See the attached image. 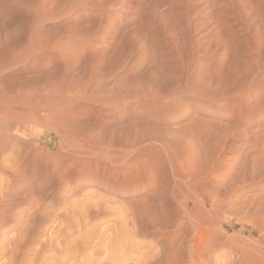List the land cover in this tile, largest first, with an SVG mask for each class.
<instances>
[{"label":"bare ground","instance_id":"6f19581e","mask_svg":"<svg viewBox=\"0 0 264 264\" xmlns=\"http://www.w3.org/2000/svg\"><path fill=\"white\" fill-rule=\"evenodd\" d=\"M35 123L73 147L53 163L88 222L125 208L130 238L103 235L132 264H264V0H0V203L32 183ZM232 219L258 238L232 245Z\"/></svg>","mask_w":264,"mask_h":264},{"label":"rangeland","instance_id":"374dc122","mask_svg":"<svg viewBox=\"0 0 264 264\" xmlns=\"http://www.w3.org/2000/svg\"><path fill=\"white\" fill-rule=\"evenodd\" d=\"M7 28H8V26H5V28L2 30V31H4L3 33H5L7 31ZM109 84L110 83L106 84V86H107L106 88H109L110 86L113 85V84L112 85L111 84L109 85ZM18 85H19V88H22L23 87L22 85H25V83L24 84L18 83ZM18 85H17V83H15V87L18 88ZM20 85H21V87H20ZM108 85H109V87H108ZM15 90H16V88H15ZM37 124L38 123H35L34 125L32 124V126L29 127L30 128L29 131H27V133L23 136L24 140L26 141V143H28V146L30 147V148L28 147L30 151L28 150L29 152L27 154V156L29 155L27 157V159L28 158H30V159H28V163H27V166L25 167V170H26V173L29 177H31L30 176L31 171L34 173L33 174L34 177L30 178V179H32L31 180L32 183L31 184H27L24 182L21 184L18 183L15 191H13L9 195V197L6 198L8 200H6V202L1 201L2 203H0V264H130V263L132 264V262H133L132 256H129L127 254V253H129V251L127 250L128 248L127 249L125 247L121 248V246H120L121 245L120 241H122V242L124 241L125 243L127 241V240H125L126 239V237L124 235L125 232L127 233V234L125 233L127 235V237L130 238V233H128V232H131V230H132L131 227L133 226L130 222H129V224L127 222H125L126 221L125 218H122V217H126L125 212H124L123 216H121L123 211H125V208H123L124 210L121 211L123 206H121V204L115 202L114 205L117 204L118 206L116 205V209L112 208V211H113L112 214L107 216V218L112 217V219L115 217V219H113L115 221H113L111 218L110 219L108 218L109 221H107V218L105 217V218L98 219L99 222L97 220H93V221L88 222L86 217H84L87 215L85 213H83V210H81V208H82L81 206H82V203H84L85 198L82 197V195H75V197H74V195L72 194V190H70L73 185L71 183H69L67 175L66 176H64V174L61 175V173H59L57 170L58 164L60 166L63 165V160H62L63 154H65L69 148H73V147H71V145L67 141L66 137H61L60 134L56 133L57 132L55 130L56 127L53 128L54 125L51 126L50 124H43V123L42 124L40 123L38 125ZM43 125H44V127H43ZM38 126H41V127H38ZM45 126H47V127H45ZM53 130L55 131V133ZM40 135H42V136H40ZM63 142H64L65 146H66L65 143L68 142L66 147L63 145ZM60 143H61V145H60ZM61 146H63V147H61ZM64 147L67 150L66 149L64 150ZM35 150H36V152H34ZM14 153H15L14 156H16V153L19 154L17 148L14 150ZM35 153H37V155L39 154V157L43 158L44 160L41 159V161H40V159L38 158V156ZM35 155H36V157H35ZM46 157H47V159H46ZM36 158H38V159H36ZM37 160H39L40 162ZM32 161H33L35 166L37 164L38 165L40 164V165L39 166L37 165L38 167L37 166L34 167ZM36 161H37V163H36ZM55 161L56 162L58 161L57 164L53 163ZM44 162H46V163H44ZM47 162H49V163H47ZM54 164H56L57 166ZM49 165H51V166H49ZM44 166L46 167V169ZM42 169H44V170H42ZM47 169L48 170L50 169V170L48 171ZM43 173L46 176H44ZM56 176H57V178H55ZM65 178H67V180ZM8 182L9 181L7 179L5 180L4 178H0V188H2V190L0 192V197H2V194L7 191L6 186H8V184H9ZM58 185H60V186H58ZM4 187H5V191H4ZM51 188H53V189H51ZM97 192L92 191V190H90V192H88V194H87L88 199L87 200L90 204H91V202L99 200L100 196L98 195L99 192L98 193ZM42 194H43V196H41ZM90 194H91V196H90ZM65 196L66 197L69 196V197L66 198ZM78 196H80V197L78 198ZM92 196L93 197L95 196V197L92 198ZM78 199H80L79 202H78ZM90 199H91V201H90ZM92 199L94 201H92ZM1 200H3V198H1ZM55 200H56V202H55ZM71 200H73L72 201L73 204H72ZM107 200L109 201L108 203H107ZM110 201L111 200L109 198H106L104 203H107L108 205L111 203L110 205L112 207H115V206H113V202H110ZM76 202H78L77 203L78 206H77ZM70 205H72L73 207L70 208L71 207ZM119 206H120V208H119ZM67 207H69V208H67ZM74 207L76 208V211H77V208L82 211V213L80 211L81 214L78 213L79 211L75 213L77 215V217L79 216L78 219H77V217L75 218V214H74L75 208ZM70 209H71V212H70ZM72 209L74 210V212ZM116 210H119V211L116 212ZM65 212H67L68 217H66L67 215H65L66 214ZM114 212H116V213H114ZM71 213L73 214V216H71L72 215ZM119 213H120V216H118ZM82 214H85V215L81 216ZM69 215L71 217H74V218L71 219ZM117 216L119 218H116ZM80 217H83L84 220H83V218H81V220H79ZM104 219H106V220L104 221ZM117 219L121 220V222L119 221V223H121L122 226H120L119 223H118V225L116 224V222H118V221H116ZM123 219L125 220L124 222L128 226L131 224V227L130 226L128 227L125 223H122ZM73 220H75V222ZM76 220L78 222H80V223H78V225H77ZM82 220L86 221V222H83ZM38 221L39 222L41 221V222L39 223ZM87 222L89 225H92L94 222L95 223L92 226H89L87 224ZM97 222L100 225L104 226V227L102 226L103 229L101 228L100 225H98ZM84 223L87 225H84ZM106 223L109 224L110 226H108ZM75 224L78 227H76ZM232 224H234L233 225L234 227L227 225V231H226V232H228L227 235L233 238V239H231L232 245H235V243H236L238 245L243 244L246 246L247 239H249V238L257 239L258 238V233H254V234L250 233V230L253 229V226L251 224H249V223H238V221L236 219H232ZM79 225H80V227L85 226L86 228L84 227L83 229L78 231V228L80 229ZM94 225L95 226L98 225V226L94 227ZM75 227L77 228L76 229L78 231L77 233H76ZM89 228L91 229V231H88ZM94 228H95V231H94ZM115 228L116 229L118 228L117 231H119V232L120 231L124 232V233H121L124 236L121 235L119 237L121 240L118 241V236H115L116 235V234H114L115 232L114 233L112 232V234L109 233L110 237H111V235L113 237V234H114L115 238H112V241H111L110 237L103 235V233H105V234L107 233V235H108V232H111L112 230L115 231ZM86 229H88V230L85 231ZM101 229L103 231H100L101 234H99L100 233L99 230H101ZM96 230L98 231V233L96 232ZM104 230H105V232H104ZM122 230H124V231H122ZM93 231H94V233H92ZM83 232L84 233L87 232L86 235ZM95 232H96V235L98 234V237H96V239H93V238H95V235L93 237L91 235L95 234ZM119 232H116V233L119 235ZM89 233H90V236H87V234H89ZM71 234L74 235L75 237H73ZM76 234L78 235V237L80 235L79 238L81 240L77 237ZM128 234H129V236H128ZM81 235H83V238L81 237ZM84 236H85V238H84ZM104 236H106V237H104ZM253 236H255V237H253ZM69 237H71V238H69ZM100 237L102 240L99 239ZM102 237L108 238L110 240L104 239ZM122 237L124 240H122ZM74 238H75V241H74ZM116 238H117V240H116ZM129 238H127L128 241L130 240ZM136 238H138V237H136ZM136 238L134 237L133 241L136 242L137 244H139V246H141L142 244H143V246L147 245L146 247L154 245L153 241L150 242L151 241L150 239H146V238L144 239L143 237H141L140 239L139 238L136 239ZM88 239H89V241H91L90 239H92L93 241H91V243H89V241L88 242L86 241ZM113 239H115L114 241H116V244L113 241ZM134 239H136V240H134ZM141 239H143V240H141ZM70 240H72V241L70 242ZM98 240H100V242H101L100 243L101 246H100V248H98L99 252L95 251L97 248L92 247L94 244L96 247V242H98L97 244H99ZM104 240H105V242H102ZM78 241H82V245L80 242L78 243ZM83 241H86L87 243L93 244V245L90 246L89 244H85V242L83 243ZM110 241L112 242V244L114 246L117 245L115 247L119 248V246H120L121 250H120V248L116 250V248L114 246H112L111 243H109ZM128 241L125 244L126 247L128 246L127 245ZM138 241H139V243H138ZM149 242L151 244H149ZM102 243H104V244L109 243L112 247L115 248L116 252L118 250H120L121 254L125 251V254L128 255V256L126 255L127 258H126V256H122V255H124V253L121 255L119 252H117V254L120 255V256H118L119 257L118 258L116 252L113 250L114 248L112 249V247L109 244H105L106 246L104 244L102 245ZM140 243H142V244H140ZM68 244L70 247L72 246L71 244H74V246L71 247V248L75 249V250L72 249L73 252L74 251L77 252L79 249L82 250L84 248L88 252H86L84 249H83V252L85 251L84 253H87L86 255H88V253H89V255L85 256L84 253H80V252H82L81 250H79L77 253L74 252L76 254L75 255L74 253H72V250H69L70 247L68 246ZM83 244H85L86 246L89 245L88 246L89 248L87 247L88 248L87 249L86 247H84ZM75 245H78V246H76V248H75ZM123 245H124V243H122V246ZM103 246L104 247L108 246L107 249L109 248L112 250L108 249L106 251V249ZM77 247H79V248H77ZM225 248H227V247H225ZM225 248L221 249L219 251L220 253L218 252V254H216V258L220 257L221 260L225 259V257H226V259L229 258L230 254L228 255V252L231 253L230 248L229 249H225ZM76 249H78V250H76ZM104 249H105V251H103ZM93 250L96 252V255H95V252H93ZM227 250H229V251H227ZM70 251H71V253H70ZM102 251L105 253H101ZM66 252H69L71 255L69 253L67 254ZM106 252H108V254ZM79 253H80V255L82 254V257L79 255ZM92 253L95 255V257ZM112 253H114L113 254L114 256L112 255ZM97 254H98V256H97ZM222 255L223 256L225 255V256L223 257ZM232 255H230V257ZM113 257H115V258L117 257V258L112 259ZM232 257H233V260L235 261L234 255ZM128 258L131 259L132 262L129 261ZM124 259H127V260L125 261ZM229 260H232V259L230 258Z\"/></svg>","mask_w":264,"mask_h":264}]
</instances>
